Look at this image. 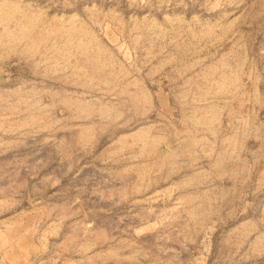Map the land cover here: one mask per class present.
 <instances>
[{
	"label": "rangeland",
	"instance_id": "374dc122",
	"mask_svg": "<svg viewBox=\"0 0 264 264\" xmlns=\"http://www.w3.org/2000/svg\"><path fill=\"white\" fill-rule=\"evenodd\" d=\"M0 264H264V0H0Z\"/></svg>",
	"mask_w": 264,
	"mask_h": 264
}]
</instances>
